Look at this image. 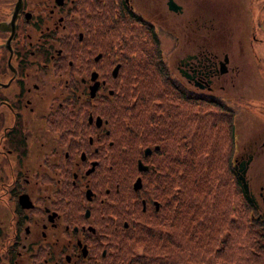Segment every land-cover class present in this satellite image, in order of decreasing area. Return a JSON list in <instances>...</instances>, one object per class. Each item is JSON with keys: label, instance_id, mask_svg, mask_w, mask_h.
<instances>
[{"label": "flooded vegetation", "instance_id": "1", "mask_svg": "<svg viewBox=\"0 0 264 264\" xmlns=\"http://www.w3.org/2000/svg\"><path fill=\"white\" fill-rule=\"evenodd\" d=\"M225 1L229 6L222 3L215 14L204 10L202 0H0L2 264H101L108 259L112 239L128 224L104 210L114 197L106 169L113 143L101 114L112 94L110 84L145 52L149 39L170 44L164 47L167 66L179 86L190 90L214 94L233 86L241 71L239 55L264 65V0ZM231 14L237 40L244 37L234 54L209 44L229 32ZM192 41L198 42L190 48ZM35 101L42 108H34ZM255 111L251 116L261 129L252 128L235 141L233 169L236 176L244 171L249 202L264 220V181L253 184L248 175L256 159L264 160V106ZM28 115L43 128L24 132ZM141 162L147 169L138 171L135 162L133 178L140 182L139 172L152 166ZM139 186L131 187L133 192L123 189L124 210L132 220L138 203L141 211L159 206Z\"/></svg>", "mask_w": 264, "mask_h": 264}, {"label": "trees", "instance_id": "2", "mask_svg": "<svg viewBox=\"0 0 264 264\" xmlns=\"http://www.w3.org/2000/svg\"><path fill=\"white\" fill-rule=\"evenodd\" d=\"M144 51L102 105L113 143L104 210L128 224L101 264H264V220L233 169L237 104L179 86L157 41ZM138 158L152 165L139 172L141 194L159 206L138 203L132 220L122 195L133 192Z\"/></svg>", "mask_w": 264, "mask_h": 264}, {"label": "rangeland", "instance_id": "3", "mask_svg": "<svg viewBox=\"0 0 264 264\" xmlns=\"http://www.w3.org/2000/svg\"><path fill=\"white\" fill-rule=\"evenodd\" d=\"M229 1V0H228ZM220 2V3H219ZM230 2V1H229ZM222 3L228 7L229 3L225 0H202V4H203V8L205 11H209L210 13H215L216 14V10L218 12V7L220 8ZM201 4V2H200ZM201 4V6H202ZM223 7V5H222ZM230 9V8H229ZM231 17L232 14L229 15L227 17V20L231 23ZM230 25V24H228ZM232 25V23H231ZM230 25V26H231ZM235 29V25L229 28V32L225 35V37L223 39L220 38H215L212 40H209V44L210 47H215V48H227L228 50L232 51L233 54L235 53L236 50V45L240 44L242 41H244V37L243 40L240 37L238 41V36L236 32H233V30ZM32 32V31H31ZM32 36L34 34H31ZM113 39V37H112ZM116 39V38H115ZM115 39H113L114 42ZM198 41H192L190 42V48L193 46L195 47V44ZM247 42V41H246ZM170 44L167 43L166 45H163V47H167ZM192 47V48H193ZM255 52H258L259 54V45H253ZM189 48V49H190ZM167 52V51H165ZM239 55V54H238ZM247 57V54L245 55ZM244 56V59L239 55V57L241 58V60H239L238 65H239V69L241 71H238L237 77H236V83L232 86L229 85L227 87H225V92L221 91L220 89L217 88L215 89L217 93L219 95H221V93L224 94H229V95H222L224 97L229 96L231 101H234L235 104H237V113L235 116V140H242L243 135H245V133L248 135L249 131L256 129L260 130L261 129V125L259 124L258 121H256L255 118H252V115H255L254 112H256L255 110L259 107L260 103L262 106H264V65H256V64H250L249 62H246L247 58ZM167 61V60H166ZM237 62V61H236ZM254 75L253 79L251 78V76ZM233 76V77H234ZM240 78V79H237ZM235 97V98H234ZM43 104L40 101H35L34 104V108H42ZM260 117V116H259ZM261 123H264V121L261 119ZM21 124H22V120H21ZM43 128L42 124L37 120V118L28 115V122L27 124H23V127H21V129L26 132L27 134H30L32 132H36L38 130H41ZM253 128V129H252ZM250 131V132H251ZM250 134V133H249ZM246 135V136H247ZM247 138V137H246ZM120 147V145H119ZM112 149V148H110ZM234 149V154L238 151L237 149ZM257 160V162H255ZM251 167L253 168L252 170H248V175L252 176V182L253 184H256L257 182L259 183H263L264 181V160H262L261 162L260 159H256ZM29 163L32 164V161L29 160ZM261 163V166H260ZM260 169H263V171H259ZM4 234H2L3 236ZM0 264H2V262H0Z\"/></svg>", "mask_w": 264, "mask_h": 264}, {"label": "water", "instance_id": "4", "mask_svg": "<svg viewBox=\"0 0 264 264\" xmlns=\"http://www.w3.org/2000/svg\"><path fill=\"white\" fill-rule=\"evenodd\" d=\"M224 60H225V58H224ZM113 73H115V68L112 69V74H113ZM94 89H95V86H94V85H91V86H90V89H89V94H90V96L93 94ZM155 148H157V147L155 146ZM143 153H144V154H148V153H149V149H148V148H145V149L143 150ZM136 164H137V170H138V171H139V170H144V169H146V166H145L144 164H142V163L140 162L139 159L136 161ZM240 171H242V173H241L240 175H238V178H239L240 182L242 183L243 191L246 193V192H247V183L244 182V180H243V175H242V174L244 173V171H243L242 169H240ZM132 187H133L134 189L140 187V186H139V178H136V179L134 180V182L132 183ZM250 199H251V198H250ZM155 206H156V204H155Z\"/></svg>", "mask_w": 264, "mask_h": 264}]
</instances>
